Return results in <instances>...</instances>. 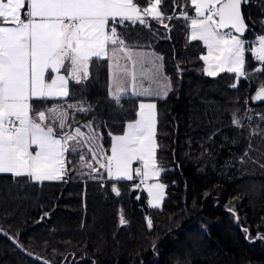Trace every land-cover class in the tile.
Instances as JSON below:
<instances>
[{"label": "trees", "instance_id": "1", "mask_svg": "<svg viewBox=\"0 0 264 264\" xmlns=\"http://www.w3.org/2000/svg\"><path fill=\"white\" fill-rule=\"evenodd\" d=\"M260 3L264 0L243 6L252 22L245 36L253 41L250 45L264 30ZM180 4L177 16L185 9L193 14L190 0ZM163 7L166 14L173 13L172 0H165ZM151 23L154 32L137 24L128 34L138 48L164 57L163 73L172 82L166 98L125 96L118 105L109 95V61L94 58L90 78L71 84L67 102L83 100L93 106L87 116L76 119H94L109 153L108 133H123L137 118L140 100L157 101L156 159L164 169L159 177L166 184L164 205L151 207L147 192L134 188L136 179L86 175L32 182L4 173L0 228L52 264H264V242L250 243L242 231L247 226L253 236L258 229L264 232V120L258 114L262 110L264 115V102L254 98L264 84V73L254 71L259 66L247 52L248 75L238 82L228 73L208 76L199 59L202 43L189 39V22L166 20L170 31ZM235 115L242 127L233 124ZM72 161L70 167L77 168L79 156H72ZM0 264L45 263L0 232Z\"/></svg>", "mask_w": 264, "mask_h": 264}, {"label": "snow or ice", "instance_id": "2", "mask_svg": "<svg viewBox=\"0 0 264 264\" xmlns=\"http://www.w3.org/2000/svg\"><path fill=\"white\" fill-rule=\"evenodd\" d=\"M190 2L194 15L185 9L177 16L180 0H172V14H166L165 0H144L143 4L140 0H0V173L45 182L65 181L70 171L102 179L99 169H104L109 180L139 177L134 188L143 184L148 204L159 207L165 185L148 182L164 171L156 159L157 105L140 102L138 118L127 123L122 135L108 133V155L94 119L83 123L76 119L87 116L93 106L83 100L69 103L67 98L72 96L71 84L90 78L94 58L109 61V95L118 105L128 95L166 98L172 82L163 73L164 57L136 50L140 46L128 34L137 24L154 32L151 21L169 31L166 20L190 22L185 24L191 30L190 41H202L207 48L199 59L208 76L234 73L237 82L246 77V51L264 65V30L254 37L257 46L248 45L245 38L252 22L242 6L252 0ZM260 6L264 16V3ZM254 71L264 73V67ZM254 98L264 100V84ZM49 101L51 106H38ZM233 124L242 127L239 119L234 118ZM76 155L79 167L71 168L69 157ZM133 162L141 167L133 169ZM112 191L120 195L117 187ZM125 222L121 213L120 223ZM147 226L153 227L151 219ZM242 231L250 243L264 242L259 229L255 236L247 226Z\"/></svg>", "mask_w": 264, "mask_h": 264}, {"label": "rangeland", "instance_id": "3", "mask_svg": "<svg viewBox=\"0 0 264 264\" xmlns=\"http://www.w3.org/2000/svg\"><path fill=\"white\" fill-rule=\"evenodd\" d=\"M192 15H194V9H193V14ZM190 23V22H189ZM190 27H189V36H190ZM248 41H252V40H248ZM201 43H202V45H203V50H202V54L201 55H206L207 54V48H206V46L203 44V42L202 41H200ZM253 42V41H252ZM258 45V41H255L253 44H251L250 46H257ZM139 51H147V52H152V51H150V50H139ZM158 55V54H157ZM246 55H247V51H246ZM159 56V55H158ZM204 62V61H203ZM257 63V65L260 67L261 66V64H260V62H256ZM206 67V65H205V63H204V68ZM228 72H223V73H220L219 75H217V76H220V75H222V74H227ZM228 74H232V75H234L235 76V74L234 73H228ZM217 76H212V77H217ZM111 79V78H110ZM129 88H130V85H129ZM114 90V89H113ZM129 96V95H128ZM125 97V96H124ZM140 102H145V103H148V102H152V103H155L156 105H157V101L155 100V99H146V100H140ZM139 102V103H140ZM156 112H157V109H156ZM258 114L259 115H263V111L262 110H259V112H258ZM258 114H257V112L255 113V116H257L258 117ZM234 118H236V119H239V120H241L240 119V117L238 116V115H235L234 117H233V119ZM259 118V117H258ZM260 118H261V116H260ZM157 125V124H156ZM261 126H259L258 125V127H256V128H260ZM98 130H99V132L101 133V129L100 128H98ZM155 139H156V137H155ZM156 142H157V139H156ZM101 143L103 144V137H102V140H101ZM103 147H104V145H103ZM105 148V147H104ZM106 151V150H105ZM70 159H72V156H70L69 157ZM90 162H92L93 164L95 163L94 161H90ZM77 167H79V163H77V165H76ZM96 168H99V164L98 163H95V165H94ZM133 167V169H135V168H137V167H141V164L139 163V162H136V163H134V165L132 166ZM100 170V172L101 173H103L104 172V169H99ZM83 171L84 172H87L88 170H85V169H83ZM95 175V174H94ZM74 176H77V177H84V176H86V175H80L79 174V172H76V171H70V175H69V177H74ZM104 179H108L107 178V176H105V175H103V178L101 179L100 178V180H104ZM140 178L139 177H137L136 178V180H138V182L137 183H140V180H139ZM149 183H163L164 185H165V188H164V190H163V197H162V199H161V201H160V206L159 207H155V208H161L163 205H164V203H165V197H166V184L160 179V178H153V179H151V180H149L148 181ZM144 185H142L141 184V186H140V190L141 191H143L144 190ZM145 191V190H144ZM148 196V195H147ZM148 199H150L149 197H148ZM41 220L43 219V215L41 216V218H40Z\"/></svg>", "mask_w": 264, "mask_h": 264}, {"label": "water", "instance_id": "4", "mask_svg": "<svg viewBox=\"0 0 264 264\" xmlns=\"http://www.w3.org/2000/svg\"><path fill=\"white\" fill-rule=\"evenodd\" d=\"M176 12H177V9H176ZM242 12H243V6H242ZM248 33H249V31H247V32L245 33V36H246ZM257 101H258V102H264V100H257ZM122 225H123V224H122ZM0 232H1L2 234H4L5 236H7L8 238H10V239H11V240H12V241L18 246L19 249H21L24 253H26V254L29 255L30 257H32V258H34V259H37V260H39V261H41V262H44V263H45V261H47L48 264H52L50 261L46 260L45 258L40 257V256H38V255H36V254H34V253H31L30 251L24 249V248L18 243V241H17L16 239H14L10 234H8L7 232H5V231L2 230L1 228H0Z\"/></svg>", "mask_w": 264, "mask_h": 264}, {"label": "crops", "instance_id": "5", "mask_svg": "<svg viewBox=\"0 0 264 264\" xmlns=\"http://www.w3.org/2000/svg\"><path fill=\"white\" fill-rule=\"evenodd\" d=\"M136 50L139 51V50H143V49L137 48ZM121 63H124V61L121 60ZM129 96H131V95H129ZM137 118H138V117H137ZM137 118H136V119H137ZM132 121H134V120H132ZM132 121H129L128 123H130V122H132ZM122 134H123V133H122ZM122 134H119V135H122ZM104 149H105V148H104ZM105 150H106V149H105ZM106 154L110 155V149H109V153L106 152ZM134 163H136V162H133V165H134ZM94 165H95V163H94ZM158 165H159V164H158ZM103 173H104L105 176H107V173L105 172V170H104ZM0 174H4V173H0ZM8 174H9V173H8ZM69 175H70V172H69ZM68 178H69V176L66 177L65 180L68 179ZM107 178H108V176H107ZM135 179H136V178H135ZM139 180H140V179H139ZM45 182H56V181H45Z\"/></svg>", "mask_w": 264, "mask_h": 264}, {"label": "built area", "instance_id": "6", "mask_svg": "<svg viewBox=\"0 0 264 264\" xmlns=\"http://www.w3.org/2000/svg\"><path fill=\"white\" fill-rule=\"evenodd\" d=\"M247 41H248V40H247ZM250 43H251V42H250V41H248V45H250ZM249 53H250V52H249ZM250 54H251V53H250ZM251 56H252V55H251ZM252 59H253V57H252ZM253 60H254V59H253ZM142 185H143V184H142Z\"/></svg>", "mask_w": 264, "mask_h": 264}]
</instances>
